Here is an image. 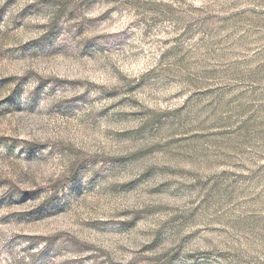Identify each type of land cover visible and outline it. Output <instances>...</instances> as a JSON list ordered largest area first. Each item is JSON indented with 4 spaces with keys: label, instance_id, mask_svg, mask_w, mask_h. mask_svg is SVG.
<instances>
[{
    "label": "rangeland",
    "instance_id": "374dc122",
    "mask_svg": "<svg viewBox=\"0 0 264 264\" xmlns=\"http://www.w3.org/2000/svg\"><path fill=\"white\" fill-rule=\"evenodd\" d=\"M0 264H264V0H0Z\"/></svg>",
    "mask_w": 264,
    "mask_h": 264
}]
</instances>
